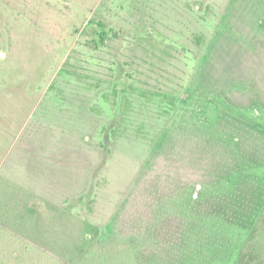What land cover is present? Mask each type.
Segmentation results:
<instances>
[{
	"label": "rangeland",
	"instance_id": "1",
	"mask_svg": "<svg viewBox=\"0 0 264 264\" xmlns=\"http://www.w3.org/2000/svg\"><path fill=\"white\" fill-rule=\"evenodd\" d=\"M263 208L264 0H0V264H222Z\"/></svg>",
	"mask_w": 264,
	"mask_h": 264
},
{
	"label": "trees",
	"instance_id": "2",
	"mask_svg": "<svg viewBox=\"0 0 264 264\" xmlns=\"http://www.w3.org/2000/svg\"><path fill=\"white\" fill-rule=\"evenodd\" d=\"M47 257L52 264H62L55 257L50 255H47ZM222 264H264V208L258 222L251 228L245 242L238 251L231 252Z\"/></svg>",
	"mask_w": 264,
	"mask_h": 264
}]
</instances>
